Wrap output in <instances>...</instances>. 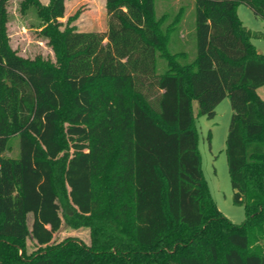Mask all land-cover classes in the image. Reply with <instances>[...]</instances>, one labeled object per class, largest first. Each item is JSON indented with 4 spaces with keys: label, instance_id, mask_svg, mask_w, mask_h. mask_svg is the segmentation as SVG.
Returning a JSON list of instances; mask_svg holds the SVG:
<instances>
[{
    "label": "trees",
    "instance_id": "16d2710c",
    "mask_svg": "<svg viewBox=\"0 0 264 264\" xmlns=\"http://www.w3.org/2000/svg\"><path fill=\"white\" fill-rule=\"evenodd\" d=\"M9 1L0 0V264H264V55L252 42L262 34L237 16L245 4L264 19V0H195L187 64L170 51L181 13L167 23L155 0H106L104 32L60 22L65 0H30L56 64L12 49ZM226 98L241 224L209 191L193 109L213 119ZM13 137L18 158L5 155ZM64 225L89 229L90 242L56 241Z\"/></svg>",
    "mask_w": 264,
    "mask_h": 264
},
{
    "label": "rangeland",
    "instance_id": "374dc122",
    "mask_svg": "<svg viewBox=\"0 0 264 264\" xmlns=\"http://www.w3.org/2000/svg\"><path fill=\"white\" fill-rule=\"evenodd\" d=\"M43 7H48L51 0H38ZM65 17L60 19L65 26H75L80 31L107 30L106 0H65ZM157 18L167 15V23L181 13L179 24L171 34L170 51L174 54L185 53L179 61L191 63L197 55L195 0H155ZM8 20L6 24L7 36L12 49L21 57L57 63L49 39L44 35L46 22L40 15L39 8L30 0H10L7 4ZM237 16L250 31L262 34V38L252 40L256 51L264 55V19L258 17L245 4L237 6ZM72 18V21L69 19ZM64 27H62L63 29ZM158 73L167 70V62L157 60ZM257 94L264 100V86L257 90ZM198 134V148L202 159V171L209 191L222 214L231 222L243 223L247 214L244 207L234 204V190L231 184L228 161L226 155V140L232 120V106L226 98L216 109V116L209 119L199 115V105L193 102ZM9 149L5 155L18 158L20 155V139L13 137L9 140ZM10 150V151H9ZM68 236H78L86 243L90 242L89 229H70L64 225L55 234L56 241Z\"/></svg>",
    "mask_w": 264,
    "mask_h": 264
}]
</instances>
